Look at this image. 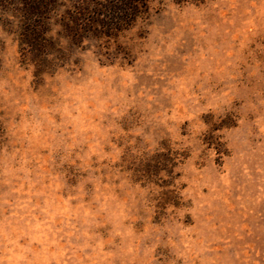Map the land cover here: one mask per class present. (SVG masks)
<instances>
[{
	"label": "rangeland",
	"instance_id": "1",
	"mask_svg": "<svg viewBox=\"0 0 264 264\" xmlns=\"http://www.w3.org/2000/svg\"><path fill=\"white\" fill-rule=\"evenodd\" d=\"M0 12V264H264V0H149L34 76Z\"/></svg>",
	"mask_w": 264,
	"mask_h": 264
},
{
	"label": "trees",
	"instance_id": "2",
	"mask_svg": "<svg viewBox=\"0 0 264 264\" xmlns=\"http://www.w3.org/2000/svg\"><path fill=\"white\" fill-rule=\"evenodd\" d=\"M17 20L20 53L34 76L54 72L85 42L116 41L149 12V0H0Z\"/></svg>",
	"mask_w": 264,
	"mask_h": 264
}]
</instances>
